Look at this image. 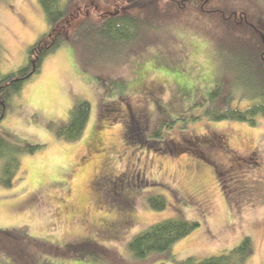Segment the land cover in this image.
Here are the masks:
<instances>
[{
  "label": "rangeland",
  "instance_id": "374dc122",
  "mask_svg": "<svg viewBox=\"0 0 264 264\" xmlns=\"http://www.w3.org/2000/svg\"><path fill=\"white\" fill-rule=\"evenodd\" d=\"M255 23L264 43L263 13ZM46 28L37 0H0V73L21 66ZM145 39L105 86L79 71L65 42L12 98L0 132L39 147L19 157L10 187L0 185V230H14L13 250L28 237L46 250L27 245L31 258L0 248V264H177L228 251L244 236L252 247L245 264H264V118L200 117L151 139L164 120L206 100L220 71L198 40L161 30ZM82 101L90 105L82 136L57 138ZM152 195L164 196L165 208L152 209ZM170 217L199 225L167 254L134 259L130 239Z\"/></svg>",
  "mask_w": 264,
  "mask_h": 264
},
{
  "label": "trees",
  "instance_id": "16d2710c",
  "mask_svg": "<svg viewBox=\"0 0 264 264\" xmlns=\"http://www.w3.org/2000/svg\"><path fill=\"white\" fill-rule=\"evenodd\" d=\"M46 23L42 33L26 50L25 62L8 73H0V121L13 109L12 98L23 84L40 72L45 58L67 42L80 72L105 86L109 72L130 55L140 41L154 31L181 33L206 45L214 54L219 77L206 100L194 102L179 117L166 119L151 132L161 138L164 126L204 117L212 121H238L254 125L264 118V43L256 19L264 14V0H37ZM254 27H253V26ZM146 43V42H144ZM143 43V44H144ZM108 76V77H107ZM112 81V80H111ZM234 102H246L243 107ZM195 111H198L195 113ZM90 105L79 102L71 119L55 128V136L67 141L79 139L89 117ZM133 130V129H132ZM130 134V133H129ZM39 146L19 144L0 132V185L10 187L19 168V157ZM152 209L162 210L165 197L147 198ZM199 223L179 217L153 223L128 242L138 262L149 254H167L176 241ZM14 230H0V248L16 257L44 247L27 238L24 248L12 249ZM19 241V240H18ZM26 248V249H25ZM250 238L244 236L228 251L186 257L177 264H245L251 257ZM30 256V254L28 255ZM32 258V255L30 256ZM165 259V258H163ZM163 264V263H159Z\"/></svg>",
  "mask_w": 264,
  "mask_h": 264
},
{
  "label": "water",
  "instance_id": "95a60500",
  "mask_svg": "<svg viewBox=\"0 0 264 264\" xmlns=\"http://www.w3.org/2000/svg\"><path fill=\"white\" fill-rule=\"evenodd\" d=\"M261 38L263 39V37L261 36Z\"/></svg>",
  "mask_w": 264,
  "mask_h": 264
}]
</instances>
